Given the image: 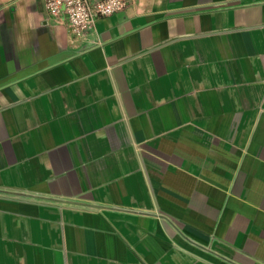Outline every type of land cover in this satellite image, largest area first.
<instances>
[{
    "label": "crops",
    "instance_id": "0c3cea01",
    "mask_svg": "<svg viewBox=\"0 0 264 264\" xmlns=\"http://www.w3.org/2000/svg\"><path fill=\"white\" fill-rule=\"evenodd\" d=\"M44 1L0 0V264H264V0Z\"/></svg>",
    "mask_w": 264,
    "mask_h": 264
},
{
    "label": "built area",
    "instance_id": "2783aa9c",
    "mask_svg": "<svg viewBox=\"0 0 264 264\" xmlns=\"http://www.w3.org/2000/svg\"><path fill=\"white\" fill-rule=\"evenodd\" d=\"M127 0H45L49 20L62 25L72 39L91 35L96 24L125 10Z\"/></svg>",
    "mask_w": 264,
    "mask_h": 264
}]
</instances>
